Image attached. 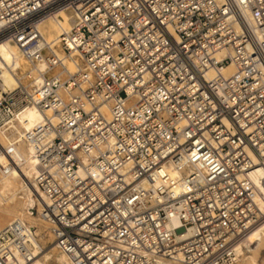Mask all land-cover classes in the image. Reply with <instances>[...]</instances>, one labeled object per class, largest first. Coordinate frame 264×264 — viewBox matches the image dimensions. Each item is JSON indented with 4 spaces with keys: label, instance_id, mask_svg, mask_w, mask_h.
<instances>
[{
    "label": "built area",
    "instance_id": "obj_1",
    "mask_svg": "<svg viewBox=\"0 0 264 264\" xmlns=\"http://www.w3.org/2000/svg\"><path fill=\"white\" fill-rule=\"evenodd\" d=\"M62 12L54 48L39 25ZM10 44L30 69L9 92L0 69V170L33 149V215L71 264H238L264 222V0H0ZM38 245L13 221L0 264Z\"/></svg>",
    "mask_w": 264,
    "mask_h": 264
},
{
    "label": "bare ground",
    "instance_id": "obj_2",
    "mask_svg": "<svg viewBox=\"0 0 264 264\" xmlns=\"http://www.w3.org/2000/svg\"><path fill=\"white\" fill-rule=\"evenodd\" d=\"M75 19L70 12H62L57 16L43 21L39 25V30L46 42L58 47L60 36L69 32L74 26ZM60 57L62 54L57 51ZM45 67L42 66L41 69ZM69 68L73 70L72 64ZM0 69L2 70L1 85L5 92L17 89L20 86V72L25 73L30 69L29 63L23 57L19 48L15 45L0 46ZM2 92L0 91V98ZM44 115L36 108L30 109L20 117L25 130H32L43 121ZM21 157V169L4 173L0 170V230L8 226L13 221L26 222L36 230L39 237V250L36 257L27 264H71L67 257L60 253L55 254L56 247L53 244V237L38 216L33 215V211L39 207L41 209L43 201L40 192L32 186L28 180L33 179L36 171V163L33 149L22 144L18 151ZM2 165L7 164L5 159H0ZM169 174L173 179L181 178L179 172L170 169ZM264 171L260 170L254 176V182L263 194L257 197L256 202L264 212V185L261 179ZM45 230V231H44ZM47 235L49 239H46ZM51 243V244H50ZM50 244V245H49ZM264 253V222L252 230L241 248V259L238 264H259V258ZM263 264V263H262Z\"/></svg>",
    "mask_w": 264,
    "mask_h": 264
},
{
    "label": "rangeland",
    "instance_id": "obj_3",
    "mask_svg": "<svg viewBox=\"0 0 264 264\" xmlns=\"http://www.w3.org/2000/svg\"><path fill=\"white\" fill-rule=\"evenodd\" d=\"M46 228H47V225H46ZM45 231V230H44ZM46 236V239H49V237L47 235ZM51 244V243H50ZM49 244V245H50ZM55 254H59V251L56 249V251H54ZM264 262V253L261 255V257L259 258V264H262Z\"/></svg>",
    "mask_w": 264,
    "mask_h": 264
}]
</instances>
